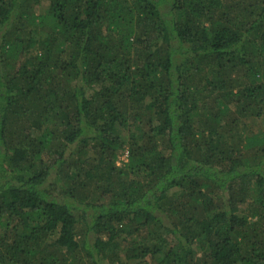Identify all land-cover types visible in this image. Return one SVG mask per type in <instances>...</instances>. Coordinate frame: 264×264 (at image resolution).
<instances>
[{
	"label": "trees",
	"instance_id": "obj_1",
	"mask_svg": "<svg viewBox=\"0 0 264 264\" xmlns=\"http://www.w3.org/2000/svg\"><path fill=\"white\" fill-rule=\"evenodd\" d=\"M259 120L264 0H0V264H264Z\"/></svg>",
	"mask_w": 264,
	"mask_h": 264
},
{
	"label": "rangeland",
	"instance_id": "obj_2",
	"mask_svg": "<svg viewBox=\"0 0 264 264\" xmlns=\"http://www.w3.org/2000/svg\"><path fill=\"white\" fill-rule=\"evenodd\" d=\"M263 127H264V121L259 120L257 125H256V130L260 129V128H263ZM127 160H128L127 159V153L125 152V154L120 155L119 160H118V165L120 167H123L124 166V162H127Z\"/></svg>",
	"mask_w": 264,
	"mask_h": 264
}]
</instances>
